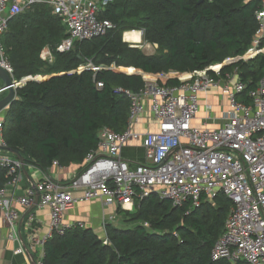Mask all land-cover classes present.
<instances>
[{"label": "trees", "instance_id": "trees-1", "mask_svg": "<svg viewBox=\"0 0 264 264\" xmlns=\"http://www.w3.org/2000/svg\"><path fill=\"white\" fill-rule=\"evenodd\" d=\"M262 6V0H111L97 17L112 27L97 37L75 40L63 52L55 48L67 36L66 26L49 5L37 3L9 17L0 44L12 77L43 78L16 87L2 117L6 147L17 150L26 167L47 171L57 160L82 169L103 127L121 132L127 126L130 101L118 89L136 92L145 84L142 74L120 68L153 76L184 73L243 55ZM131 30H141L154 51L145 53L123 40V33ZM44 48L52 51L51 63L41 56ZM235 66L247 90L254 88L262 76L264 53L225 65L222 72ZM177 82L157 80L168 86ZM5 180L0 168V188ZM231 204L223 193L212 200L203 197L198 206H173L150 194L131 211L117 209L122 222H109L105 228L110 244L90 227L74 224L46 239L41 264H248L210 258Z\"/></svg>", "mask_w": 264, "mask_h": 264}, {"label": "built area", "instance_id": "built-area-1", "mask_svg": "<svg viewBox=\"0 0 264 264\" xmlns=\"http://www.w3.org/2000/svg\"><path fill=\"white\" fill-rule=\"evenodd\" d=\"M109 1L0 0V39L9 17L45 3L66 26L67 36L55 48L66 51L75 40L97 37L112 27L110 21L97 17L101 6ZM256 18L258 27L243 55L193 72L169 71L148 80L142 74L145 84L138 91L118 89L130 101L125 130L115 132L103 127L96 148L85 155L82 169L65 183L29 165L41 178L27 186L23 196L8 195L7 188L19 182L23 167L5 150L0 118V168L5 170L6 178L0 188V209L9 225L10 238L19 239V214L12 204L30 207L37 194L39 205L49 209L50 229L43 237L31 234L29 242L30 247L40 249L42 257L44 242L52 234L61 235L74 224L83 227L81 222L62 220L63 214L79 201L98 200L103 207L114 205L131 211L138 200L150 194L170 200L173 206L186 202L198 206L203 197L212 200L223 193L232 204L210 258L264 264V67L257 85L248 90L236 66L222 72L225 65L264 53L263 6ZM41 56L49 63L53 61L50 48H44ZM0 67L12 77L1 44ZM28 78L33 77L20 81ZM159 78L178 82L159 85ZM243 96L249 100H241ZM142 120L144 130L138 129ZM135 146L142 148L143 158L131 165L122 152ZM57 165L58 161L53 160L51 167ZM77 191L79 197L74 195ZM112 220L113 216L105 218L104 227ZM33 221L30 216L28 224ZM103 242L110 244L108 238ZM15 252L24 250L19 246ZM36 264H41V258Z\"/></svg>", "mask_w": 264, "mask_h": 264}, {"label": "crops", "instance_id": "crops-1", "mask_svg": "<svg viewBox=\"0 0 264 264\" xmlns=\"http://www.w3.org/2000/svg\"><path fill=\"white\" fill-rule=\"evenodd\" d=\"M262 3L264 9V0H262ZM126 32L123 33V40L132 44L139 43L138 41L135 42L134 40H130L128 38L126 39ZM141 35L142 34H140V38L142 37ZM145 76H147V79H152L150 75L146 74ZM37 78H39L37 80H42L43 77L38 75ZM2 86V80L0 78V89ZM6 95L7 90L0 91V99L4 98ZM211 97L212 96L210 95V98ZM4 110L5 109L0 112V118L3 117ZM144 127L145 124L142 120L138 124V129L144 130ZM12 156L15 157L13 154ZM122 156L128 159L131 165H134L136 161H139L143 158V150L139 146H135L133 148L128 147L123 150ZM80 166L81 165H77L76 163H70L69 165L59 164L55 167L50 166V168L47 170V173H49L50 176L56 181L65 183L76 172H78ZM40 178L41 175L36 169L31 168L29 165H27V167L24 165V172L22 171L21 179L17 184L7 188V194L12 195V193H15L16 196H23L27 186H30L31 183H35ZM79 194L80 193L78 191L74 193V195L77 197L80 196ZM35 197L33 204L30 207H23L19 203L12 204V207H14L19 214V222L17 226L19 232L18 240L10 238L9 225L4 218L2 209H0V264H36L40 260V249L30 247L31 245L29 238L31 234H34L37 237L45 236L50 229V217L49 209L46 206L39 205L38 201L34 203ZM117 212L118 210L116 206L109 205L103 207L101 202L98 200L79 201L74 205L73 208L63 214L62 220L66 223L81 222L84 227H90L99 238L104 240L107 238L105 229L106 227H104L103 224L105 218L113 216L112 221L116 220L113 224H117L116 222H122V218L116 219ZM30 216L34 217V221L31 223V225L28 224ZM112 221H110V223H112ZM19 246L23 248V253L15 252Z\"/></svg>", "mask_w": 264, "mask_h": 264}, {"label": "water", "instance_id": "water-1", "mask_svg": "<svg viewBox=\"0 0 264 264\" xmlns=\"http://www.w3.org/2000/svg\"><path fill=\"white\" fill-rule=\"evenodd\" d=\"M121 71L124 73H127V74H132V73L143 74L141 71H138L135 69L131 73H128L126 70H121ZM37 77L38 76H35L33 78H30V79H37ZM0 78H1L2 84H3L0 91L7 90V95L4 98L0 99V112H1L3 109H5L9 105V103L13 99L16 87L21 85L22 83H24V81L22 80V82H21V81L13 80L12 77L7 73V71L5 69H3L2 67H0ZM30 79L28 78L27 80H30ZM17 82L19 84H17ZM5 150L8 151L9 153L13 154L20 161V163L22 164V167H23L22 171L24 172V158L22 157V155L17 150H14V149H11L8 147H6ZM37 201H38V194L35 197L34 203H36Z\"/></svg>", "mask_w": 264, "mask_h": 264}, {"label": "rangeland", "instance_id": "rangeland-1", "mask_svg": "<svg viewBox=\"0 0 264 264\" xmlns=\"http://www.w3.org/2000/svg\"><path fill=\"white\" fill-rule=\"evenodd\" d=\"M139 31V30H138ZM142 34V33H141ZM142 36V35H141ZM129 43V42H128ZM131 46H136V47H139L141 48L145 53H152L154 51V47L146 42L143 41L142 37H141V42L139 43H135V44H132V43H129ZM120 70H125V68H120ZM145 75V74H144ZM153 79L156 77V76H152ZM39 79V78H37ZM116 215H117V218H116ZM115 215V218L116 219H121L123 214L122 213H116ZM116 220L112 221V224L115 223ZM118 223V222H116Z\"/></svg>", "mask_w": 264, "mask_h": 264}, {"label": "bare ground", "instance_id": "bare-ground-1", "mask_svg": "<svg viewBox=\"0 0 264 264\" xmlns=\"http://www.w3.org/2000/svg\"><path fill=\"white\" fill-rule=\"evenodd\" d=\"M125 38L127 39H130V40H134L135 42L138 41V42H141V38H140V34L137 30H131V32H126L125 33ZM145 76V75H144ZM147 76H145L144 78H146ZM150 77L153 79V77L150 75ZM148 80V79H147Z\"/></svg>", "mask_w": 264, "mask_h": 264}]
</instances>
